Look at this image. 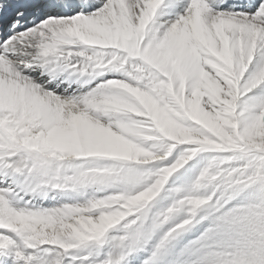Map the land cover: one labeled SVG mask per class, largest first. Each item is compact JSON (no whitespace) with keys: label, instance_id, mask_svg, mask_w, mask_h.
Returning <instances> with one entry per match:
<instances>
[{"label":"snow or ice","instance_id":"6c2138e0","mask_svg":"<svg viewBox=\"0 0 264 264\" xmlns=\"http://www.w3.org/2000/svg\"><path fill=\"white\" fill-rule=\"evenodd\" d=\"M0 264H264V0H0Z\"/></svg>","mask_w":264,"mask_h":264}]
</instances>
